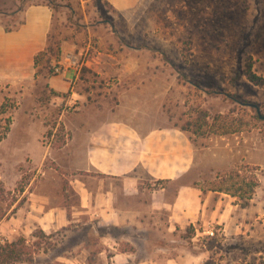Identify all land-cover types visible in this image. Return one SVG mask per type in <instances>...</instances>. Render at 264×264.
<instances>
[{"label":"rangeland","instance_id":"rangeland-1","mask_svg":"<svg viewBox=\"0 0 264 264\" xmlns=\"http://www.w3.org/2000/svg\"><path fill=\"white\" fill-rule=\"evenodd\" d=\"M128 1L0 0L5 28L26 6L51 8L53 52L37 69L74 71L72 90L59 97L43 71L30 86L0 88V241L25 239L14 264H67L83 248L88 264H100L97 219L45 234L38 207L71 217L78 196L70 167L81 153L72 130L99 123L133 93L151 104L153 122L185 129L196 152L185 180L207 199L196 222L170 238L156 232L157 248L176 257L171 264H264V121L249 106L264 115V0ZM79 179L91 190L103 182Z\"/></svg>","mask_w":264,"mask_h":264},{"label":"crops","instance_id":"crops-1","mask_svg":"<svg viewBox=\"0 0 264 264\" xmlns=\"http://www.w3.org/2000/svg\"><path fill=\"white\" fill-rule=\"evenodd\" d=\"M109 1L115 7L129 3ZM52 15L47 5H30L16 12L17 23L9 31L0 24V88L14 92L35 82L33 60L47 46ZM73 76V70H65L47 83L52 90L66 93L72 90ZM149 105L132 93L113 110L103 111L99 123L74 128L72 134L81 136L73 139L81 143V153L71 163L76 174L70 178H74L78 205L70 218L65 210L38 207L36 223L45 234L84 217L97 219L103 225L102 248L97 252L100 264L175 262L169 250L157 248L156 232L170 238L176 227L196 222L205 211L207 199L185 180L195 166V148L183 130L153 122ZM79 178H103V182L91 190ZM170 190L174 191L171 198ZM163 212L166 221H150ZM88 255L83 248L66 259L67 264H88Z\"/></svg>","mask_w":264,"mask_h":264},{"label":"trees","instance_id":"trees-1","mask_svg":"<svg viewBox=\"0 0 264 264\" xmlns=\"http://www.w3.org/2000/svg\"><path fill=\"white\" fill-rule=\"evenodd\" d=\"M98 1L103 2V0H98ZM105 3L108 4L107 1H105ZM10 29L11 28H6V31H9ZM51 40H52V38H50L49 35H48L46 48L42 52L38 53L34 57L33 61H34V67H35V70H36L35 71V77H37V78L40 77V75H41V73L43 71L41 69H37L38 62H39V57L41 55H45V54H49V53L52 55L53 47H52V45L50 43ZM49 61H50V59L48 58L46 63L49 64ZM43 72L45 73L44 76L42 77L44 80H47L50 77L56 75V74H54V71L50 68V66H48V71H46V72L43 71ZM45 88L47 89V86H45ZM48 92L51 95H54V97L62 96V95H60V93H57V92H55L52 89H49ZM7 129H8V127H7ZM182 130L185 131L184 128H182ZM5 133L0 134V139H2L5 136ZM24 245H25V239H23V238H20L17 241L10 242V243L7 242V241H4V242L0 241V264H14V263H18L21 260L23 254H24V252H23Z\"/></svg>","mask_w":264,"mask_h":264},{"label":"water","instance_id":"water-1","mask_svg":"<svg viewBox=\"0 0 264 264\" xmlns=\"http://www.w3.org/2000/svg\"><path fill=\"white\" fill-rule=\"evenodd\" d=\"M249 106L252 107V108H254V109L256 110V114H257L258 118H259L260 120H263V121H264V115H262V114L260 113L259 108H258L256 105H253V104H250Z\"/></svg>","mask_w":264,"mask_h":264},{"label":"built area","instance_id":"built-area-1","mask_svg":"<svg viewBox=\"0 0 264 264\" xmlns=\"http://www.w3.org/2000/svg\"><path fill=\"white\" fill-rule=\"evenodd\" d=\"M54 70H55V73H58L59 72V69L58 68H55ZM205 233H206V235L208 237H211V238L214 237V231L211 230V229L210 230H207Z\"/></svg>","mask_w":264,"mask_h":264}]
</instances>
